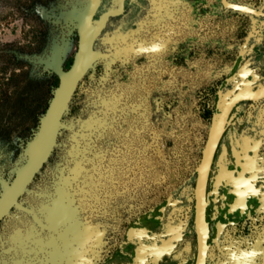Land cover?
I'll return each instance as SVG.
<instances>
[{
  "label": "flooded vegetation",
  "instance_id": "flooded-vegetation-1",
  "mask_svg": "<svg viewBox=\"0 0 264 264\" xmlns=\"http://www.w3.org/2000/svg\"><path fill=\"white\" fill-rule=\"evenodd\" d=\"M228 1L246 4L258 13L230 8L222 0H122L121 8L120 0L100 1L94 20L109 8L118 12L108 17L94 41V48L105 56L87 71L76 91L86 78H100L96 83L107 85L103 80L114 71L169 72L198 43L213 47V38L222 36L225 13L237 15L230 39L221 41L222 63L216 79L207 85L206 94L213 104L203 112L207 127L201 133L198 154L195 132L184 133L187 136L174 132L190 151L188 157L183 155L185 164L195 165L157 190L138 192L126 186L122 174L127 170L122 153L132 144L123 136L127 135L125 126L64 127L62 149L49 170L44 200L33 204L41 223L29 216V222L11 229L8 239L1 237L0 264H69L86 251L92 256L95 236L101 230L104 244L95 264H199L194 171L216 112L218 89L224 91V105L237 92L242 98L228 107L208 173L203 264H263L264 0ZM71 7L56 10L57 18L69 21L59 12ZM208 9L212 11L208 13ZM189 11L194 20H189L192 34L187 36L183 20ZM75 31L74 51L64 68L77 48ZM99 103L81 105L75 119H85L92 108L101 106ZM156 129L163 135L159 126ZM147 132L141 138L148 141ZM72 144L80 149L77 158H72ZM74 217L76 221L70 222ZM86 226L92 234L88 240Z\"/></svg>",
  "mask_w": 264,
  "mask_h": 264
},
{
  "label": "rangeland",
  "instance_id": "rangeland-1",
  "mask_svg": "<svg viewBox=\"0 0 264 264\" xmlns=\"http://www.w3.org/2000/svg\"><path fill=\"white\" fill-rule=\"evenodd\" d=\"M83 2L84 0H52L40 7L38 15H35L28 11L27 5L21 0H0V52L22 51L21 58L27 70L26 78L17 84L12 95V100L22 103V110L12 120L6 116L0 118V176L6 181L11 179L22 161L25 142L36 130L38 119L57 82L55 74L44 60L58 54L63 65L74 51V23L56 18V10L69 5L80 7ZM211 11L207 10L208 13ZM212 17L216 18L215 15ZM237 19V15L225 13L221 26L222 36L213 38V47L205 48L202 43H198L192 53L184 56L180 67L170 69L169 72L149 70L143 73L139 68L133 72L124 69L106 74L103 81H107V85H98L96 81L101 80L96 77L95 81L86 78L79 85L64 115V121L71 126L122 125L127 128V135H122L130 138L132 144L121 157L126 159L127 170L122 174L126 177L124 182L128 188L138 192L143 189H148L149 192L157 190L162 184L175 181L184 170L195 165L185 164L183 155L188 157L190 151L174 132L179 130L183 135L189 131L195 132L198 154L201 133L207 127L203 112L213 104V98L206 94L207 85L212 81L214 83L216 79L217 68L222 63L221 41L230 39ZM189 20L193 23L190 11L183 20L188 28L187 36L192 34ZM216 20L217 23L221 21ZM90 77L93 78L94 74L91 73ZM97 103L101 106L92 108L85 119H75L81 105L93 107ZM124 114L129 117H120ZM161 114L164 117H158ZM158 126L163 135L156 132ZM146 127L155 129L147 130ZM62 129L53 154L30 183L31 191L21 197L25 204L34 207V202L44 200L49 170L62 149ZM146 131L150 138L148 141L141 138L146 137ZM73 139L74 142L78 141V138ZM77 148V145L72 144V158H77V153L80 152ZM27 222L28 215L13 209L0 223V238L8 239L12 228L21 227V224Z\"/></svg>",
  "mask_w": 264,
  "mask_h": 264
},
{
  "label": "water",
  "instance_id": "water-1",
  "mask_svg": "<svg viewBox=\"0 0 264 264\" xmlns=\"http://www.w3.org/2000/svg\"><path fill=\"white\" fill-rule=\"evenodd\" d=\"M101 0H86L82 6L73 5L71 8L60 10L59 16L70 19L77 30L78 43L73 54L72 61L67 68L61 63V58L56 56L44 60L57 77V83L52 90L51 97L46 108L38 119V125L32 136L26 140L22 161L17 165L13 176L6 181L0 176V221L8 216L13 209H17L41 223L34 208L25 204L21 197L24 193L30 192V183L40 172L41 168L48 161L53 149L58 144V137L61 129L71 126L64 121L72 97L76 91L79 81L89 69L94 67L95 62L105 53L94 48V41L105 25L111 14L118 10L109 8L104 11L96 20L93 19ZM223 3L233 9L246 12L258 13L246 4L222 0ZM120 8L122 0H120ZM57 18V16L55 15ZM59 19V18H58ZM242 98V94L235 93L230 100L233 103ZM230 103L224 105V91L218 89L216 99V112L213 113L208 134L202 147L199 162L195 167V225L198 234L199 264H203L206 249L207 221L205 219V190L208 173L212 158L218 144V140L226 123V114ZM262 132V131H261ZM242 165V164H241ZM234 168V165L230 166ZM229 169V168H228ZM226 171V170H225ZM75 212V211H74ZM75 214V213H74ZM69 221H76L75 217ZM92 237L89 227H85V240ZM103 230L95 236L96 250L89 256L86 251L83 257L70 261L69 264H95L99 259L103 248ZM100 248V249H99ZM79 261V262H78ZM264 264V260H263Z\"/></svg>",
  "mask_w": 264,
  "mask_h": 264
},
{
  "label": "trees",
  "instance_id": "trees-1",
  "mask_svg": "<svg viewBox=\"0 0 264 264\" xmlns=\"http://www.w3.org/2000/svg\"><path fill=\"white\" fill-rule=\"evenodd\" d=\"M21 1L27 5L31 14L38 15V9L45 6L49 0ZM21 52H0V118L6 116L12 120L22 110V103L19 100H12L13 89L27 76Z\"/></svg>",
  "mask_w": 264,
  "mask_h": 264
}]
</instances>
